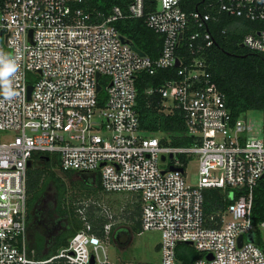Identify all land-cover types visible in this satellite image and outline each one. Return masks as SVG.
Listing matches in <instances>:
<instances>
[{
	"label": "built area",
	"instance_id": "built-area-1",
	"mask_svg": "<svg viewBox=\"0 0 264 264\" xmlns=\"http://www.w3.org/2000/svg\"><path fill=\"white\" fill-rule=\"evenodd\" d=\"M193 4L131 0L104 14L88 9L86 0H0V69L4 60L15 65L7 77L0 75V133H17L0 142V264H114L109 212L103 237L86 222L57 254L34 258L27 173L37 155L57 156L66 172L99 175L105 194L136 196L142 233L161 235V264H180L181 244L201 254L194 264H264L252 219L254 191L264 179V140L249 138L246 122L233 119L204 55L214 44V14L252 23L242 45L264 55L258 25L264 0H202L187 11ZM125 19H144L163 37L158 59L121 35L116 22ZM171 69L177 78L148 93L160 94L163 113L184 115L196 138L190 147L165 145L140 129L138 74ZM192 156L198 157L196 186L187 182ZM207 190H229L233 203L208 216ZM251 233L253 242L246 240Z\"/></svg>",
	"mask_w": 264,
	"mask_h": 264
},
{
	"label": "trees",
	"instance_id": "trees-1",
	"mask_svg": "<svg viewBox=\"0 0 264 264\" xmlns=\"http://www.w3.org/2000/svg\"><path fill=\"white\" fill-rule=\"evenodd\" d=\"M194 1L195 4L187 11H196L202 0ZM130 2L86 0V7L109 14L114 7L126 8ZM214 16L215 20L209 25L214 44L204 54L209 72L225 95L234 120L253 110L264 114V55L242 47L244 36L254 25L226 14ZM258 25L264 29V23ZM116 27L134 47L152 59L160 57L164 39L150 30L144 19L121 20L116 22ZM183 52H187L186 47ZM177 72V69H171L160 70L154 76L146 72L138 74L136 110L140 129L145 134L161 136L165 145L190 147L195 144L196 138L189 135L184 115L179 111L174 114L163 113L160 94L148 93L150 89H158L166 81L176 79ZM27 189L29 249L34 252L36 260H47L68 246L70 239L84 228L86 222L91 224L93 233L104 236V226L110 219L96 202L103 198H113L102 191L99 175L66 172L61 169L57 156L37 155L27 173ZM229 193V190L205 191L206 214L211 216L232 204L233 201L228 198ZM81 195L86 197L79 199ZM126 200L127 208L123 212L127 216V223L134 235H140L141 204L133 195ZM252 219L256 227V243L264 248L263 231L259 228L264 223V179L254 191ZM113 230L114 226L111 236ZM201 257L190 245L181 244L177 247L180 264H194Z\"/></svg>",
	"mask_w": 264,
	"mask_h": 264
},
{
	"label": "rangeland",
	"instance_id": "rangeland-1",
	"mask_svg": "<svg viewBox=\"0 0 264 264\" xmlns=\"http://www.w3.org/2000/svg\"><path fill=\"white\" fill-rule=\"evenodd\" d=\"M106 92V88H103ZM248 127V137L264 140V114L262 111H249L241 116ZM15 132L0 133V142H7L15 137ZM187 182L190 186H196L199 181L198 175V157L192 156L186 166ZM70 183V181H68ZM78 191L76 190L75 193ZM113 199L103 198L99 201L98 206L108 216H112L114 224L113 234L111 236L109 254L114 264H161V254L158 245L161 241V235L158 232H145L140 235H134L127 223L126 215L123 210L127 208V197L132 196L130 193H113L107 194ZM84 195L79 199H84ZM95 199L94 197H91ZM90 198V199H91ZM89 201V200H88ZM92 200L91 202H93ZM264 241V230L262 233ZM248 240V236H246Z\"/></svg>",
	"mask_w": 264,
	"mask_h": 264
},
{
	"label": "water",
	"instance_id": "water-1",
	"mask_svg": "<svg viewBox=\"0 0 264 264\" xmlns=\"http://www.w3.org/2000/svg\"><path fill=\"white\" fill-rule=\"evenodd\" d=\"M31 35H32V32H30V37H31ZM242 47H244V46L242 45ZM140 53L143 55L142 52H140ZM176 66H179V62H177ZM2 88H3L2 80L0 79V89H2ZM32 90H33V87L30 86L29 89H28V97H29V99L31 98ZM98 90H100V87H98ZM31 167H32V162H29L28 168L30 169ZM254 236H255L254 233L249 234L248 235V240L251 241V242H253L254 241ZM242 242H243V237H240L239 238V245L240 246H241ZM209 258H211V256H209ZM93 263H94V260L92 259L91 264H93Z\"/></svg>",
	"mask_w": 264,
	"mask_h": 264
},
{
	"label": "clouds",
	"instance_id": "clouds-1",
	"mask_svg": "<svg viewBox=\"0 0 264 264\" xmlns=\"http://www.w3.org/2000/svg\"><path fill=\"white\" fill-rule=\"evenodd\" d=\"M15 71V65L13 62H10L8 60L3 61V68L0 69V75L7 77L9 73ZM6 95H12L11 92H7Z\"/></svg>",
	"mask_w": 264,
	"mask_h": 264
},
{
	"label": "crops",
	"instance_id": "crops-1",
	"mask_svg": "<svg viewBox=\"0 0 264 264\" xmlns=\"http://www.w3.org/2000/svg\"><path fill=\"white\" fill-rule=\"evenodd\" d=\"M158 247V246H157Z\"/></svg>",
	"mask_w": 264,
	"mask_h": 264
}]
</instances>
